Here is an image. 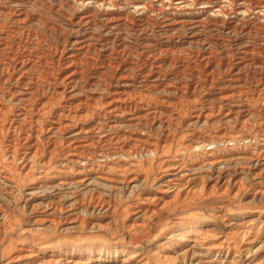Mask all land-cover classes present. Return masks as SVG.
<instances>
[{
  "label": "rangeland",
  "instance_id": "rangeland-1",
  "mask_svg": "<svg viewBox=\"0 0 264 264\" xmlns=\"http://www.w3.org/2000/svg\"><path fill=\"white\" fill-rule=\"evenodd\" d=\"M11 1L12 0H0V9L2 10V11L0 10V33H1L0 43H4V42L7 43L8 42L7 45H8V48L10 51H12L14 53H18V54L22 53L23 55H26L29 58L32 57L31 59H29L31 65L29 66L30 68H28L27 73L25 74V78H26L25 82H23L24 84H26V83L27 84L26 85L20 84V85H22L21 89L25 88L24 86H26V88H29V86H31V87L33 86L32 89L38 90V91L40 90L39 91L40 93L37 94L38 96H36V94H33L32 96H30L29 99L22 98L23 100L21 99V101H20L21 105H25V107H27L29 104H37V102L41 99V97H40L41 95L46 97V102L48 100L47 104H50V105L52 104V106H49L48 112L50 114L57 113L58 110H59L58 111V113H59L64 107L67 108V107L71 106L70 108L73 109L74 105H76V106L79 105L76 102H80V101H85V103L87 105L91 104L94 106L96 104L95 106H97L98 110L96 111L97 113L96 112L94 113L95 117L94 116H88L87 117V120H88L87 124H90L91 121L95 120V122H96L97 119L100 120L98 122H102L103 120H105V118H104L105 115H108L107 114L108 109L106 107L107 104H105L108 98L117 96V97H122V98L124 97V99L129 98V100L132 98L131 99L132 101L136 100V104L138 105V106L136 105V108H138V109H135L136 112L139 111V112H141L140 113L141 115L143 114L142 115L143 119L145 117V120H143V122H145V124L147 123V121L149 119V121H148L149 123L147 125H145L144 127L143 126L141 127L142 130L145 129L147 131L146 132L144 130L146 133V141L154 142L156 144L160 142L157 145L159 146V148H161V150L163 149L162 150L163 154H162L161 159H159L157 162H155V164H153L152 166L146 165L148 167L144 166L142 169L143 172L144 171L147 172V173L144 172L145 174L153 173V174H149L151 179H153L154 175L159 170L158 168H159V166H161V164H163L165 162L174 161L175 159H181V156L183 155L182 151H183L184 145L189 144L190 142H193V141L194 142L206 141V142L212 144V145H210V147H212L214 145V141L216 140V142H217L216 149L218 148L217 149L218 154L221 153L222 155H226V156L231 155L233 157L240 156L242 158H244V157L247 158V157H250V155L252 154L253 151L258 149V146L260 145V139L262 140L264 138V20H263L264 18L258 13L259 10H255V3L257 0L256 1L255 0H253V1L247 0L248 1L247 5H249V6H247V7H249L248 9L250 10L253 8L252 9L253 11L252 10L250 11V15H249L250 17L246 16V17H244V19L234 15V9L236 8L235 6L237 4L241 3L240 0H233V1L228 0L226 2H223L225 0H219V1L218 0H211L213 3H216L217 5H223L224 3H226V7H227L226 12L228 14L227 15L224 14L222 16L224 18L223 19L224 21L222 20V17H215L212 15L211 10L215 11L216 8L201 9L200 3H202V2L204 3L207 0H197V1L191 0L192 2L191 1L190 2L192 5L190 7L185 8V9L181 8L178 5L179 0H172V1L163 0L164 2L162 1V4H161V0H159V2H158V0H113L112 3L114 2V4H115V6L113 4V7H108V6L104 7L105 10H104V8L90 9V11H88V15H89V17H91L90 18L91 21H89L88 25H86V26H83V25L79 26L76 24V22H77L76 21L77 20L76 19L77 14H75L76 12L73 13L70 10L71 4H69L63 0H60V1H58V0H35V1L29 0L30 2H28V0H24V1L23 0H21V1L20 0H18V1L13 0L12 2ZM19 1L22 3L20 4ZM121 1H122V3H121ZM124 1H127V2L124 3ZM139 1L144 2V4L148 7L146 10V13H145L146 15L144 14V16H135L133 13H131L132 12L131 3L139 2ZM148 1H150L151 3H149ZM154 2L156 5L154 4ZM228 2H230V3H228ZM231 2H232V5L234 7H232ZM16 3L18 6L16 5ZM117 3H118V6H117ZM9 5H10V8H9ZM27 5H28V8H27ZM59 5H62V7ZM228 5H230L231 7ZM18 7H22V8L24 7L25 8L26 13H28L27 14L28 17L30 16L28 18L29 20H27V18H25L26 20L24 18L18 19L16 17V15H15L16 11L15 10H17ZM113 8H116V9H113ZM60 9H62V10H60ZM68 9L71 13H69ZM192 9H195V10H192ZM73 10H75V9L73 8ZM10 11H12L13 13ZM104 11H105V13H104ZM122 11H124V12H122ZM163 12H164V14H163ZM101 13H104V14H101ZM127 13H128V15H127ZM131 14L133 15V17ZM95 16H97V17H95ZM254 16H256V17H254ZM135 17H136V19H135ZM138 17H139V19H138ZM8 18H12V19L14 18V21L12 19H8ZM35 18H37V19H35ZM248 18H250V19H248ZM22 19H23V21L25 20L26 22L25 21L21 22ZM111 19L112 20L114 19L113 20L114 22L111 21ZM122 19H124V20H122ZM186 19H188L189 22ZM195 19H197L196 22L194 21ZM198 19H200V21ZM18 20H20V21H18ZM167 20H168V22H167ZM236 20H238V21H236ZM257 20H260L261 22L257 21ZM69 21H71L70 24H69ZM192 21H194V22H192ZM11 22H13V23H11ZM19 22H20V24H19ZM95 22H96V24H95ZM103 22H104V24H103ZM121 22H123V23H121ZM164 22L166 24L168 23V25H166ZM197 22L198 23L202 22V23H200L201 25L199 24L200 25L199 26V25H197L198 24ZM235 22H238V23H236L238 25H236ZM178 23H180V24H178ZM21 24H22V26L23 25L24 26L22 27ZM121 24H123L124 26ZM185 24H187V25H185ZM113 25H115V26H113ZM194 25H195V27H194ZM117 26H118V28H117ZM228 26H230V27H228ZM28 27H32V28H28ZM106 27H110V28H106ZM232 27H234V28H232ZM82 28H83V30H82ZM174 28H176V29H174ZM77 29H79V30H77ZM174 30H176V31H174ZM19 31H23V32L19 33ZM4 33H6V34H4ZM76 33H79V34L77 35ZM17 34H18V36H17ZM90 37H91V39H90ZM8 38H10V39H8ZM4 39H6V40H4ZM64 39H67V40H64ZM74 39H78L80 41L81 40L83 41V39H84L85 48L83 51L77 53V58L75 60V64L77 67L78 74L76 75V79L74 80L75 84H73V85H75L73 87V91H74L73 93H76V94H72L71 95L72 97H71L68 94L69 85L62 80H63V75H64V68L63 67H65V62H64L65 53H64V51L66 52L67 51L66 48L71 47L70 45H71V43H73ZM86 43H87V45H86ZM36 45L38 48L36 47ZM1 57L0 58L2 60L0 59V62L4 61L6 59V56L4 54L1 55ZM32 59H33V61H31ZM42 59H44V60H42ZM108 61H109V63H108ZM116 63H118V65ZM40 64H41V66H40ZM133 64H134V66H133ZM150 66H151V68H150ZM35 67H36V69H35ZM50 67H51V70H50ZM131 67H133V68H131ZM58 68H60V69L58 70ZM141 70L143 71V73H141L142 72ZM113 71H114V73H113ZM123 71H126V72L124 73ZM81 73H82V75H81ZM118 73H119V75H118ZM143 75H145V78ZM147 75H149V76L147 77ZM156 75H158V76H156ZM53 76H55V78ZM80 76H82V78ZM33 77H35V78H33ZM139 77H141V78H139ZM156 77H159V78L157 79ZM76 80H77V83L79 85L76 83ZM110 82H112V83H110ZM116 82L118 83L117 85H116ZM132 82H134L135 84ZM10 84L14 86V84H12L10 82L9 83H3L0 81V86L3 87V88L0 87V102L6 107L7 110H9V112L6 113V115L4 116L5 118L4 117L0 118V130H1V132H0L1 133L0 134V159L3 158V154L7 153V151H8L7 149H9V147H11L12 144H14L13 142H16V140L18 139L16 134H14V133H12V131L8 130V125L10 124V121L13 118V114H14L13 111H15V109H16L15 106L10 101L8 95L9 94L11 95V93H13L14 91L17 90V89H15V87L11 86ZM32 84H34V85H32ZM57 84H59V85H57ZM155 84H157V85H155ZM5 85H6V87H5ZM20 85H19V88H20ZM55 85H56V87H54ZM65 85H68V86H65ZM95 85H96V88H95ZM100 85L101 86L103 85V86L101 87ZM158 85H160V86H158ZM140 86L142 87V89ZM154 86H156V87L154 88ZM91 87H94L95 89L91 88ZM61 88H63V89H61ZM108 88H109V90H108ZM54 89H55V91H54ZM80 89H81V91H80ZM103 89L105 90V92ZM144 89H146V91ZM152 89H155V90L153 91ZM184 89H186V90H184ZM10 90H11V92H9ZM126 90H128V92H126ZM192 90H194V92ZM106 91H107V93H106ZM175 91H176L177 95L175 94ZM54 92H55V94H54ZM102 92H103V94H102ZM173 92L175 95L173 94ZM98 93H99V95H98ZM1 94H2V96H1ZM39 94H40V96H39ZM109 94H111V95H109ZM231 94L233 96V97L231 96L232 98L229 96ZM225 95L227 97L228 96L229 97L228 98L223 97L224 98V100H223L222 96H225ZM96 96H98V97H96ZM137 96H139V97H137ZM38 97H39V99H38ZM147 97H149V98L147 99ZM174 97L176 99H174ZM192 97H193V99H190ZM15 98H16V96H15ZM33 99H35V100H33ZM59 99H61L62 102ZM145 99H146V101H145ZM225 99H227V100H225ZM152 100L154 102H150ZM169 101L172 104L171 103L168 104ZM160 102L162 103V105ZM221 102H222V104H221ZM168 105L170 106V108L168 107ZM166 106H167V108H166ZM184 106H186V107H184ZM141 107H142V109H141ZM189 107H192V108H189ZM196 107H198V108H196ZM12 108H14L13 111H12ZM50 108H52V109H50ZM199 108L203 109L206 112V118L201 119L199 121H196L193 118V116H194L193 114H195V112L198 111ZM155 109H157L156 113L154 111ZM50 110H52V112ZM140 110H142V111H140ZM217 110H219V111H217ZM243 110L245 112H243ZM152 111H154V112H152ZM180 111L182 112V114ZM192 111H194V112H192ZM246 111H248V112H246ZM218 112H219V114H218ZM179 113L181 114V116ZM227 113H229V116L223 118L225 116V114H227ZM230 113H231V115H230ZM246 113H248V114L246 115ZM155 114H156V116H155ZM169 114H170V116H169ZM190 114H191V116H190ZM96 115H97V117H96ZM165 115H166V117H165ZM150 116H152V117L150 118ZM172 116H174L175 118H173ZM187 116L189 118H187ZM89 117H90L91 121H89L90 120V119H88ZM236 117H237V120H235ZM168 118H169V120H168ZM162 119H164V120H162ZM177 119H178V121H176ZM179 119H180V121H179ZM245 119L247 121L244 122L243 120H245ZM151 121H152V123H151ZM159 121L161 122V126L158 123ZM190 121H192V122H190ZM203 121H205V123ZM125 122L126 121H123L121 124L114 127L115 129L117 127V132L114 128H111V129L108 128L110 131L107 129V127L104 128V132H103L104 134L100 135V137L104 136L106 133H107L106 134L107 137L109 136L105 141L103 140L104 145H101L103 141H102V139H100L99 143L94 144L93 147L90 149V151H88V153L89 152L95 153V152H98L100 150L105 151V152H112L116 149L114 147H118L120 145V143H122V141H123L122 139H124V138H126V139H124L126 142L134 143L136 140L133 141V139H135V137H138L137 132H139L138 130L140 129V127L138 128L136 125H134V124L132 125V123H130L131 125H129V124H126ZM166 122H168V123H166ZM175 123L177 124V126ZM200 123H201V125H200ZM156 124H158V125L156 126ZM193 125L194 126L196 125V126L194 127ZM118 126H120L122 128L124 126L126 128L125 129L123 128L124 129L123 130L122 128H120ZM129 126H132V127H129ZM133 127L134 128L137 127V128H135V130H134ZM168 127H169V129H168ZM185 128H186V130H185ZM149 129L151 131L153 130L152 133H151V131H149ZM113 130H114V132H112ZM125 130H126V132H125ZM131 131H132V133H131ZM2 132H3V134H2ZM113 133L115 135H113ZM130 134H131V136H130ZM165 135H166V137H165ZM3 136L6 138H4ZM67 136H68V134L63 135L64 138H66ZM113 136H114V138H113ZM118 136H119V140L116 139V138H118ZM125 136H127L128 138ZM63 137H57L56 140L54 139L55 141L52 139L53 141L50 142V145L55 144L54 148L49 149L50 146L48 145L49 146L48 147L46 145V150L49 149L48 152H52L51 154H52V157L54 159L62 158L61 156L64 154L63 153L65 151L64 144H62L63 141L61 140ZM132 137H133V139H132ZM224 137H226V138H224ZM249 137H250V139H248ZM192 138H193V140H192ZM239 138H241V139H239ZM2 139L4 141H2ZM120 139H121V141H120ZM164 140H165V142H164ZM224 140L227 141L226 142L227 144L225 143ZM232 140H233V142H232ZM241 140H243V141H241ZM218 142H219V144H218ZM250 142H253V143L250 144ZM6 143H7V145H6ZM243 143H244V145L247 143L245 145L246 146L245 148H244ZM220 144H221V146H220ZM230 144H232V145H230ZM239 144H240V146H239ZM59 145H61V146H59ZM56 146L59 147V149ZM247 146H248V148H247ZM234 147L237 149H235ZM1 148L4 151H2ZM222 150H223V152H222ZM165 151H167V152H165ZM46 153H47V151H46ZM177 153H179V154H177ZM244 155H246V156H244ZM202 158H204L203 155L198 154V152L197 153L195 152L193 155H191L189 157H185L186 162H188V164L193 165L192 168H190V169L194 170L193 172L192 171L190 172L191 175H194V176H190V177H193L192 178L193 180H190V181H194L189 186V189H191V192L192 191L194 192V193L192 192V195H191L192 197L191 196L188 197L190 199L182 198V191H184V189L187 187V185L184 184V182L187 181V179H182V180L180 179L179 181H181V182H173L169 187H167V188L163 187L164 195L162 196L163 201L160 203V206L162 205L160 207V208H162V209H160V211L158 208L155 207V205L151 206V205H147L145 202L141 203V200L138 198H136V199L133 198L134 201L129 200V199L128 200L125 199V201H124V199H121L122 200L121 201L122 206L120 204H117V208L120 206L121 207L118 209V211L120 213L118 212L116 214L117 218H115V220L109 219L108 215L106 213H103V212H100L102 214H100L98 212L99 213L98 214L97 212L91 213V211H87L86 212L87 214L85 212H84V214H82V219H83L82 226L84 225L83 227H81L82 229L79 228L78 231L77 230L74 232L72 231V233H71V231L70 232L69 231L64 232L65 234L61 233L63 231H62V228H59V227H57V229L49 227L48 228L49 230L48 229L46 230V234L44 235V233H43L42 236H40L41 234L40 233L38 234V232L37 233L34 231L28 232L26 229L29 230L31 228L30 226L32 224L31 223V221H32L31 216L32 215L29 213L28 209L23 208V201L22 200L17 201V199H18V198H16L17 193H13V195H12V193L9 194V192L6 194L4 193L7 190H5L4 187H2V184H1L2 182L0 181V214H1V212L4 211L3 213L5 214V216L7 215L6 221L8 220L7 222H5L4 221L5 219L0 216V234L3 233L2 234L3 238L0 235V244H1V246H0V264H7L8 261H6V260H8L9 257L16 252V248H14V247L17 245L18 241L20 242V240L22 238H23V240L21 242H23V241H24V243L33 242L34 244L31 243V245L36 246V247H41L43 245H46V246H51V247L52 246L53 247L54 246L55 247H61V246H68V247L98 246V247L103 248L102 249V252H103L102 256L92 257L90 259L92 261L91 264H97V263L98 264H122L121 258H123V255H122L123 251H121L120 249H113V247L115 245H119L121 243H125V244L129 243L130 244L132 242V244H130V245L136 249V250L135 249L134 250L140 255V258L143 255V257L145 259H147V260L149 259L148 260V261H150L149 264H152L154 262L153 261L154 259H152L153 258L151 256L152 253L150 254V252L151 251L153 252V250H154V252L158 251L159 253L157 252V254H160V253L162 254L165 252L164 249H161L163 246L161 245L162 246L161 247L160 244L162 242L165 243L164 238L168 237L169 232L174 230V227L176 226L175 225V219L176 218H180V219L182 218V220H181L182 222L184 221V222L196 223L198 225L203 226L204 229L211 228V229L215 230L214 232L218 236H220L222 234L224 235L225 233H227L226 231H228V228H227L228 223H234L237 220L241 221L242 219L244 221H247V220H250L253 218H257L258 214L262 212L261 210H264V195L261 194V195L253 196L252 190H254L257 187V185H255V184H257L258 181L262 180L260 186H261V189L264 191V176H263L264 174L262 176H260L261 178L260 177H254L255 172L251 168L252 163L250 164V162H248L247 159L242 160L244 162H242V161L236 162L238 164H236L235 162L231 163L228 165L229 166L228 168L226 166V167H224L225 170H224V168H222L223 171L220 169L219 172L211 170V169H202L201 168L202 166L200 163L203 160ZM192 159H194V160H192ZM163 160H164V162H163ZM197 165H199V167ZM237 165H239V166H237ZM243 165L245 167L247 166V170L245 169V167ZM248 166H250V168ZM259 169H260V167H258V169L256 171L257 173H259V171H260ZM242 170H244V171H242ZM237 171L239 172V174L238 173L236 174ZM240 171H242V173ZM246 171H248V172H246ZM219 174H221L225 179L228 177L225 181H240V182L242 181L245 185L243 184V189H242L241 193L236 197H232L233 192L228 191L226 193H222L221 188L219 186L211 188V185H213L212 182L216 181L217 177H220ZM228 174L229 175L233 174V176L231 175L232 179ZM195 175H197V176H195ZM149 181H152V180H149ZM99 183H102V182H99ZM98 187H100V189H101V186H98ZM144 190H145L144 194L149 195L150 197L153 196L156 192L154 187L151 185V182H149L146 185ZM101 191L102 190H100V192ZM10 195H12V196H10ZM13 198H16V199H13ZM123 202H125V204ZM138 202L140 205H142L143 208H152V209L156 210L157 215H155V217L156 216L157 217L156 218L154 217L153 221H152V219L148 220L147 216L144 213V214H142L143 218L141 216L138 219H136V216L132 215V212L130 211V209H131L130 205L135 204V203L138 204ZM163 203H164V205H163ZM118 205H120V206H118ZM127 206L128 207L130 206L129 209ZM147 206H149V207H147ZM121 209H124V210H121ZM127 210H128V212H127ZM95 213H96V215H95ZM262 213H264V211ZM89 215H90V217H89ZM223 215H226L227 217L222 219L221 217H223ZM10 220H11V223H10ZM107 220H108L109 224L107 223ZM12 221H14L15 223ZM145 221L148 222L149 224L146 223ZM150 221H152V222H150ZM91 222L93 223V225ZM110 222H112V223H110ZM113 222L115 224H113ZM154 222H156V223L154 224ZM10 224H12V225H10ZM99 224H100V226H99ZM106 224H108V225H106ZM151 224H153V225H151ZM17 225L18 226L20 225V226L18 227ZM128 225H130V226L136 225L135 227L137 229L134 228V231L131 233V235L133 234L132 237L128 233V231H129ZM3 226L4 227L9 226L8 229L6 228L7 230H5V232L3 231ZM88 226H91V227H88ZM92 226H94L95 230L92 229L93 228ZM20 227H22V228L20 229ZM84 227L86 228V231H85ZM90 228L92 229V231ZM96 228L98 230H96ZM104 228H106V229H104ZM177 228H179V226H177ZM54 229H55V231H54ZM148 229H150V230H148ZM87 230L89 232H87ZM136 231L138 232V234ZM7 232H9V233H7ZM77 232H80V233H77ZM160 232L161 233L163 232V233L161 234ZM4 233H6V234H4ZM19 233H21V234H19ZM23 234H25V235H23ZM26 234L28 236H26ZM5 235H6V237H5ZM80 235H81V237H80ZM136 237H137V239H136ZM31 238H32V240H31ZM2 239L3 240L5 239L4 241L7 243L8 247L10 245V248L7 247L8 250L5 248L6 243H4V241ZM134 239H136V241ZM27 240H29V241H27ZM137 240L139 242H137ZM261 240L264 241V236H260L259 239L256 240V242L254 243V248L256 247L257 250H255L253 248L254 252H253V250H252V252L254 254L250 253L248 255V257H246V256L244 257V254L240 253V251H238V250H235V251L229 250V252H228L227 249H224V248L218 252L213 251L212 254H209L206 256L205 255L204 256L201 255L202 257L201 256L200 257L194 256L195 258L192 256V254L193 253L198 254V253H201V251L199 249H197V250L193 249V250L187 251L184 255L185 258H187L188 260L183 258V255L180 254L181 251H183V250L176 249L172 252V255H174L173 257H175V255H177L176 257L178 258V261L175 259L174 264H186V263L188 264L192 261L194 262V264H197L195 262L196 259H200V261L198 262L199 264L200 263L201 264H213V263L214 264H234V263L236 264L237 262H238L237 264H241V263L242 264H247V263L256 264L258 262V260H259V262L257 264H260V263L264 264V261H263L264 255H262V254H264V251H263L264 247L262 246L263 249L261 247L259 248V244L260 243L262 244V242H263ZM39 241H41V242H39ZM15 243H16V245H15ZM158 244H159V246H158ZM3 246H5V247H3ZM140 248L143 250H141ZM157 248H158V250H157ZM93 250L95 252H97L99 249H93ZM255 251L257 253H255ZM114 252H116V253H114ZM235 252H237V254L238 255L240 254V255L238 256ZM140 253H142V254H140ZM189 253H191V254H189ZM93 255H95V254H93ZM113 255L116 258H114ZM180 255H182V257ZM240 256H242V257H240ZM218 257H220V258H218ZM231 257H232V259H231ZM98 258L100 259V261H98V262L95 261ZM206 258L209 260H207ZM260 258H261V260H260ZM179 259L181 260L180 262H179ZM183 259H185L186 263L184 262ZM153 264H157V263L154 262Z\"/></svg>",
  "mask_w": 264,
  "mask_h": 264
},
{
  "label": "bare ground",
  "instance_id": "bare-ground-1",
  "mask_svg": "<svg viewBox=\"0 0 264 264\" xmlns=\"http://www.w3.org/2000/svg\"><path fill=\"white\" fill-rule=\"evenodd\" d=\"M13 1V0H12ZM11 1V2H12ZM18 1V0H16ZM21 1V0H20ZM19 1V2H20ZM24 1V0H23ZM35 1V0H34ZM60 1V0H58ZM69 4H71L70 6V10L77 14V22L76 24L81 26H86L88 25L90 18L88 15V11H90V9H95V8H104V7H113L114 2L112 3L113 0H63ZM161 0V4H162ZM172 1V0H169ZM189 1V2H188ZM191 0H179L178 1V5L181 8H187L190 7L192 4L190 2ZM197 1V0H196ZM219 1V0H218ZM228 0H225L223 2H226ZM233 1V0H231ZM241 3L237 4L234 9V15H236L237 17L243 18L248 16L250 17V11L253 9H248L249 5H247V0H240ZM239 1V2H240ZM253 1V0H252ZM256 1V0H255ZM28 2H30L28 0ZM33 2V1H32ZM127 1H124V3ZM149 3H151L150 1H148ZM153 2V1H152ZM159 2V0H158ZM164 2V1H163ZM222 2V3H223ZM14 3V2H13ZM22 2H20L21 4ZM122 3V1H121ZM157 3V2H156ZM230 3V2H228ZM19 4V3H18ZM147 4V3H146ZM155 4V2H154ZM164 4V3H163ZM177 4V3H176ZM175 4V5H176ZM15 5V4H14ZM17 5V3H16ZM56 5V4H55ZM128 5V4H127ZM132 5V12L135 16H144V14L146 13L147 10V6L144 4V2H133L131 3ZM148 5V4H147ZM156 5V4H155ZM173 5V4H172ZM201 5V9H212V8H216L215 11L211 10L212 15L215 17H222L224 14L227 15L228 13L226 12V3H224L223 5H217L216 3H213L211 0H207L204 3H200ZM232 5V2H231ZM251 5V4H250ZM18 6V5H17ZM21 6V5H20ZM24 6V5H23ZM31 6V5H30ZM62 7V5H59ZM58 6V7H59ZM115 6V4H114ZM118 6V3H117ZM150 6V5H149ZM195 6V5H194ZM230 6V5H228ZM60 7V8H61ZM65 7V6H64ZM63 7V8H64ZM75 10H73V8ZM121 7V6H120ZM154 7V6H153ZM200 7V6H199ZM231 7V6H230ZM232 7H234L232 5ZM10 8V5H9ZM28 8V5H27ZM57 8V7H56ZM127 8V7H126ZM251 8V7H250ZM116 9V8H113ZM112 9V10H113ZM122 9V8H121ZM231 9V8H230ZM1 10V9H0ZM14 10V9H13ZM62 10V9H60ZM105 10V8H104ZM107 10V9H106ZM129 10V9H128ZM195 10V9H192ZM255 10H259L258 13L264 18V0H257L255 3ZM2 11V10H1ZM15 15L16 17L19 18H27V20H29L28 18V13H26L25 8L23 7H18L17 10H15ZM59 11V10H58ZM69 11V9H68ZM114 11V10H113ZM253 11V10H252ZM12 12V11H10ZM30 12V11H29ZM103 12V11H102ZM124 12V11H122ZM127 12V11H126ZM130 12V11H129ZM128 12V13H129ZM160 12V11H159ZM177 12V11H176ZM193 12V11H192ZM191 12V13H192ZM209 12V11H208ZM233 12V11H232ZM13 13V12H12ZM69 13H71L69 11ZM90 13V12H89ZM105 13V11H104ZM101 13V14H104ZM112 13V12H111ZM127 13V15H128ZM197 13V12H196ZM257 13V12H256ZM51 14V13H50ZM164 14V12H163ZM184 14V13H183ZM188 14V13H187ZM198 14V13H197ZM252 14V13H251ZM9 15V14H8ZM74 15V14H73ZM132 15V14H131ZM146 15V14H145ZM186 15V14H185ZM230 15V14H229ZM253 15V14H252ZM40 16V15H39ZM102 16V15H101ZM122 16V15H121ZM120 16V17H121ZM41 17V16H40ZM72 17V16H71ZM97 17V16H95ZM110 17V16H109ZM112 17V16H111ZM118 17V16H117ZM119 17V18H120ZM123 17V16H122ZM121 17V18H122ZM127 17V16H126ZM133 17V15H132ZM148 17V16H147ZM167 17V16H166ZM205 17V16H204ZM232 17V16H231ZM236 17V18H237ZM256 17V16H254ZM114 18V17H113ZM165 18V17H164ZM262 18V19H263ZM8 19H12V18H8ZM37 19V18H35ZM41 19V18H40ZM43 19V18H42ZM69 19V18H68ZM103 19V18H102ZM110 19V18H109ZM118 19V18H117ZM129 19V18H128ZM136 19V17H135ZM139 19V17H138ZM173 19V18H172ZM190 19V18H189ZM203 19V18H202ZM212 19V18H211ZM210 19V20H211ZM224 18L222 17V20ZM230 19V18H229ZM242 19V20H243ZM250 19V18H248ZM261 19V18H260ZM14 21V18L12 19ZM26 20V19H25ZM24 20V21H25ZM33 20V19H32ZM44 20V19H43ZM70 20V19H69ZM114 20V19H113ZM111 19V21H113ZM124 20V19H122ZM121 20V21H122ZM126 20V19H125ZM142 20V19H141ZM175 20V19H174ZM188 22L189 20L186 19ZM197 19H195L194 21L196 22ZM200 21V19H198ZM205 20V19H204ZM203 20V21H204ZM209 20V21H210ZM213 20V19H212ZM247 20V19H246ZM252 20V19H251ZM264 20V19H263ZM20 21V20H18ZM23 21V19L21 20V22ZM23 21V22H24ZM35 21V20H34ZM103 21V20H102ZM118 21V20H117ZM192 21V22H194ZM202 21V22H203ZM206 21V20H205ZM224 21V20H223ZM238 21V20H236ZM260 21V20H257ZM26 22V21H25ZM31 22V21H30ZM37 22V21H36ZM35 22V23H36ZM71 21H69L70 24ZM73 22V21H72ZM110 22V21H109ZM114 22V21H113ZM124 22V21H123ZM121 22V23H123ZM126 22V21H125ZM128 22V21H127ZM139 22V21H138ZM168 22V20H167ZM200 22V23H202ZM208 22V21H207ZM231 22V21H230ZM233 22V21H232ZM240 22V21H239ZM261 22V21H260ZM13 23V22H11ZM15 23V22H14ZM38 23V22H37ZM74 23V22H73ZM108 23V22H107ZM165 23V22H164ZM174 23V22H173ZM183 23V22H182ZM198 23V22H197ZM200 23H198L197 25H199ZM210 23V22H209ZM224 23V22H223ZM238 22H235V24ZM20 24V22H19ZM29 24V23H28ZM40 24V23H39ZM75 24V25H76ZM92 24V23H91ZM96 24V22H95ZM102 24V23H101ZM104 24V22H103ZM166 24V23H165ZM171 24V23H170ZM180 24V23H178ZM191 24V23H190ZM37 25V24H36ZM118 25V24H117ZM123 25V24H121ZM168 25V23L166 24ZM172 25V24H171ZM175 25V24H174ZM183 25V24H182ZM187 25V24H185ZM201 25V24H200ZM199 25V26H200ZM203 25V24H202ZM238 25V24H236ZM22 26V24H21ZM20 26V27H21ZM24 26V25H23ZM22 26V27H23ZM26 26V25H25ZM32 26V25H31ZM35 26V25H34ZM102 26V25H101ZM115 26V25H113ZM124 26V25H123ZM184 26V25H183ZM231 26V25H230ZM228 26V27H230ZM248 26V25H247ZM27 27V26H26ZM33 27V26H32ZM32 27H28V28H32ZM45 27V26H44ZM89 27V26H88ZM87 27V28H88ZM179 27V26H178ZM181 27V26H180ZM187 27V26H186ZM193 27V26H192ZM195 27V25H194ZM235 27V26H234ZM232 27V28H234ZM19 28V27H18ZM86 28V29H87ZM106 28H110V27H106ZM113 28V27H112ZM118 28V26H117ZM124 28V27H123ZM17 29V28H16ZM37 29V28H36ZM101 29V28H100ZM168 29V28H167ZM173 29V28H172ZM176 29V28H174ZM180 29V28H179ZM183 29V28H182ZM192 29V28H191ZM18 30V29H17ZM76 30V29H75ZM79 30V29H77ZM83 30V28H82ZM16 31V30H15ZM28 31V30H27ZM26 31V32H27ZM109 31V30H108ZM176 31V30H174ZM193 31V30H192ZM23 32V31H19ZM51 32V31H50ZM71 32V31H70ZM69 32V33H70ZM78 32V31H77ZM84 32V31H83ZM88 32V31H87ZM86 32V33H87ZM110 32V31H109ZM25 33V32H24ZM80 33V32H79ZM79 33H76L77 35ZM89 33V32H88ZM6 34V33H4ZM15 34V33H14ZM248 34V33H247ZM1 35V33H0ZM70 35V34H69ZM18 36V34H17ZM24 36V35H23ZM81 36V35H80ZM88 36V35H87ZM91 36V35H90ZM4 37V36H3ZM9 37V36H8ZM12 37V36H11ZM2 38V37H1ZM192 38V37H191ZM10 39V38H8ZM91 39V37H90ZM6 40V39H4ZM3 40V41H4ZM46 40V39H45ZM67 40V39H64ZM30 41V40H29ZM70 41V40H69ZM92 41V40H91ZM64 42V41H63ZM66 42V41H65ZM8 43V42H7ZM6 42L4 43H0V57L1 55H5L6 56V61H2L0 62V81L3 83H12L14 84L11 85L13 87H15V89H17L16 91H14L13 93H11V95L9 94V99L12 102V104L15 106V111L14 108H12V111L14 112L13 114V118L10 121V124L8 125V130L12 131V133L17 135V140L16 142H13L14 144H12L11 147H9V149H7V153L3 154V158L0 159V181L2 182V187L5 188L4 193H17V201L22 200L23 201V208H26L29 210V213L32 215L31 217V228L28 230L26 229L28 232H38V234L40 233L42 236V234L44 233V235L46 234V230L49 227L52 228H62L61 233L64 232H70L72 233V231H78L79 228L83 227L82 226V214H84V212L86 213L87 211H91L92 212H103L106 213L108 215V218L111 220H115V218H117L116 214L119 212L118 209L122 206L121 205V199H129V200H133V198H138L141 200L142 202H145L147 205H155L156 208L162 209L160 208V203L163 201L162 196L164 195V191H163V187H169L173 182H181L179 181L180 179H187V181L184 182V184L187 185V187L184 189V191H182V198H188L192 195L191 189H189V186L194 182V181H190L193 180V177L190 176H194L191 175L190 172L194 171L192 168L193 165L188 164V162H186L185 157H189L191 155H193L195 152L198 154L203 155L204 158H202L203 160L200 162L201 163V168L202 169H211L214 171L219 172L220 169L222 170V168L229 167L228 165L231 163H236L238 161H242V160H248V162H250L251 164V168L252 170H254V177H260L264 174V138L261 140L260 139V145L258 146V149H256L255 151L252 152V154L250 155V157L247 158H242L240 156L237 157H233V156H226V155H222L221 153L218 154L217 152V142L216 140L214 141V145L212 147H210V143L206 142V141H197V142H190L189 144L184 145L183 148V155L181 156V159H175L174 161H170V162H165L163 164H161V166H159V170L156 172V174L154 175L153 179L150 178L149 174H153V173H149V174H145L147 173L146 171H142L143 167L146 165L152 166L153 164H155V162H157L159 159H161L162 157V150L161 148H159V146L157 144L159 143H154V142H148L146 141V133L144 130L141 129V127L147 125L149 122V119L147 121V123L145 124V122H143V120H145V117L143 119V114L141 115V112H136L135 109L136 108V100L132 101L131 99L129 100V98H125L124 97H110L107 99L106 103L107 104V109H108V115H105V120H103L102 122H98L100 120L97 119V121H91L90 117L88 119H90L89 121L90 124H87V117L88 116H94L95 117V112L98 110L97 106H93V105H87L85 103V101H80V102H76L79 105L76 106L74 105L73 109H71L70 107H64L59 113L57 111V113H52L50 114L49 111V106H52V104H47L48 100L46 102V97H44L43 95L39 96L41 97V99L37 102V104H29L27 107H25V105H21L20 101L22 98H26L29 99L30 96H32L33 94H36V96H38L37 94L40 93L38 90H34L32 89L31 86H29V88H26V86H24L25 88L21 89L20 84H24L23 82H25V74L27 73L28 68H30L29 66L31 65L30 60L31 58H29L26 55H23L22 53H14L12 51L9 50L8 45ZM32 45V44H31ZM87 45V43H86ZM40 46V45H39ZM65 46V45H64ZM68 46V45H67ZM71 47L67 49V51L64 55V62H65V67L64 68V75H63V80L64 82H66L69 85V92L68 94L71 96L72 94H76L73 93V87L75 85L74 80L76 79V75L78 74L77 72V67L75 64V60L77 58V53L81 52L84 50L85 48V44H84V39L83 41L78 40V39H74L73 43H71L70 45ZM25 47V46H24ZM37 47V45H36ZM35 48V47H34ZM38 48V47H37ZM88 48V47H87ZM86 48V49H87ZM26 49V48H25ZM24 49V50H25ZM20 50V49H19ZM22 50V49H21ZM35 50V49H34ZM51 51V50H50ZM88 51V50H87ZM35 53V52H34ZM26 54V53H25ZM36 54V53H35ZM43 54V53H42ZM33 55V54H32ZM55 55V54H54ZM38 56V55H37ZM80 56V55H79ZM2 58V57H1ZM0 58V59H1ZM34 58V57H33ZM46 59V58H45ZM2 60V59H1ZM35 60V59H34ZM44 60V59H42ZM33 61V59L31 60ZM47 61V60H46ZM60 61V60H59ZM109 63V61H108ZM80 64V63H79ZM118 65V63H116ZM107 65V64H106ZM109 65V64H108ZM120 65V64H119ZM124 65V64H123ZM41 66V64H40ZM134 66V64H133ZM53 67V66H52ZM118 67V66H117ZM125 67V66H124ZM49 68V67H48ZM133 68V67H131ZM151 68V66H150ZM36 69V67H35ZM53 69V68H52ZM56 69V68H55ZM54 69V70H55ZM60 68H58L59 70ZM111 69V68H110ZM120 69V68H119ZM118 69V70H119ZM34 70V69H33ZM51 70V67H50ZM102 70V69H101ZM117 70V69H116ZM125 70V69H124ZM63 71V70H62ZM110 71V70H109ZM112 71V70H111ZM137 71V70H136ZM142 71V70H141ZM124 73L126 71H123ZM155 72V71H154ZM59 73V72H58ZM57 73V74H58ZM114 73V71H113ZM143 73V71L141 72ZM157 74V73H156ZM82 75V73H81ZM119 75V73H118ZM115 76V75H114ZM145 78V75H143ZM149 75H147L148 77ZM158 76V75H156ZM55 78V76H53ZM82 78V76H80ZM124 77V76H123ZM138 77V76H137ZM32 78V77H31ZM35 78V77H33ZM125 78V77H124ZM127 78V77H126ZM141 78V77H139ZM143 78V77H142ZM157 79L159 77H156ZM52 79V78H51ZM147 79V78H146ZM155 79V78H154ZM60 80V79H59ZM78 80V79H77ZM76 80V83H77ZM141 80V79H140ZM156 80V79H155ZM30 81V80H29ZM55 81V80H54ZM133 81V80H132ZM28 82V81H27ZM49 82V81H48ZM129 82V81H128ZM140 82V81H139ZM144 82V81H143ZM142 82V83H143ZM54 83V82H53ZM112 83V82H110ZM134 83V82H132ZM2 84V83H1ZM27 84V83H26ZM24 84V85H26ZM37 84V83H36ZM60 84V83H59ZM57 84V85H59ZM78 84V83H77ZM109 84V83H108ZM118 83L116 82V85ZM135 84V83H134ZM133 84V85H134ZM153 84V83H152ZM228 84V83H227ZM20 85V88H19ZM34 85V84H32ZM38 85V84H37ZM65 85V86H68ZM79 85V84H78ZM114 85V84H113ZM123 85V84H122ZM157 85V84H155ZM43 86V85H42ZM46 86V85H45ZM101 86V85H100ZM103 86V85H102ZM101 86V87H102ZM111 86V85H110ZM124 86V85H123ZM147 86V85H146ZM145 86V87H146ZM153 86V85H152ZM160 86V85H158ZM2 87V86H0ZM6 87V85H5ZM8 87V86H7ZM28 87V86H27ZM31 87V88H30ZM36 87V86H35ZM56 87V85L54 86ZM77 87V86H76ZM109 87V86H108ZM125 87V86H124ZM141 87V86H140ZM156 86H154L155 88ZM168 87V86H167ZM229 87V86H228ZM3 88V87H2ZM10 88V87H9ZM94 88V87H91ZM96 88V85H95ZM94 88V89H95ZM104 88V87H103ZM113 88V87H112ZM120 88V87H119ZM197 88V87H196ZM220 88V87H219ZM223 88V87H222ZM221 88V89H222ZM8 89V88H7ZM11 89V88H10ZM38 89V88H37ZM46 89V88H45ZM44 89V90H45ZM56 89V88H55ZM54 89V91H55ZM63 89V88H61ZM77 89V88H76ZM142 89V87H141ZM150 89V88H149ZM177 89V88H176ZM188 89V88H187ZM220 89V90H221ZM90 90V89H89ZM104 90V89H103ZM109 90V88H108ZM137 90V89H136ZM146 91V89H144ZM153 91L155 89H152ZM186 90V89H184ZM225 90V89H224ZM57 91V90H56ZM81 91V89H80ZM94 91V90H93ZM113 91V90H112ZM116 91V90H115ZM114 91V92H115ZM123 91V90H122ZM130 91V90H129ZM144 91V92H145ZM181 91V90H180ZM194 92V90H192ZM191 91V92H192ZM223 91V90H222ZM6 92V91H5ZM8 92V91H7ZM11 92V90L9 91ZM78 92V91H77ZM99 92V91H98ZM105 92V90H104ZM109 92V91H108ZM117 92V91H116ZM126 92H128V90H126ZM140 92V91H139ZM189 92V91H188ZM82 93V92H81ZM101 93V92H100ZM107 93V91H106ZM157 93V92H156ZM170 93V92H169ZM168 93V94H169ZM183 93V92H182ZM181 93V94H182ZM55 94V92H54ZM63 94V93H62ZM96 94V93H95ZM103 94V92H102ZM114 94V93H113ZM174 94V92H173ZM176 94V91H175ZM174 94V95H175ZM46 95V94H45ZM81 95V94H80ZM99 95V93H98ZM111 95V94H109ZM131 95V94H130ZM140 95V94H139ZM177 95V94H176ZM228 95V94H227ZM2 96V94H1ZM16 96V98H15ZM88 96V95H87ZM104 96V95H103ZM108 96V95H107ZM141 96V95H140ZM171 96V95H170ZM219 96V95H218ZM226 96V95H225ZM222 96V98H228L229 96L231 97V95H229L228 97L226 96ZM13 97V98H12ZM72 97V96H71ZM70 97V98H71ZM79 97V96H78ZM82 97V96H81ZM85 97V96H84ZM83 97V98H84ZM98 97V96H96ZM139 97V96H137ZM233 97V96H232ZM231 97V98H232ZM95 98V97H94ZM104 98V97H103ZM135 98V97H134ZM142 98V97H141ZM149 97H147L148 99ZM155 98V97H154ZM162 98V97H161ZM166 98V97H165ZM180 98V97H179ZM223 98V100H224ZM5 99V98H4ZM39 99V97H38ZM91 99V98H90ZM93 99V98H92ZM144 99V98H143ZM142 99V100H143ZM151 99V98H150ZM174 99H176L174 97ZM190 99H193L190 98ZM189 99V100H190ZM220 99V98H219ZM23 100V99H22ZM35 100V99H33ZM61 100V99H59ZM81 100V99H80ZM101 100V99H100ZM163 100V99H162ZM196 100V99H195ZM194 100V101H195ZM227 100V99H225ZM146 101V99H145ZM157 101V100H156ZM160 101V100H159ZM178 101V100H177ZM207 101V100H206ZM32 102V101H31ZM59 102V101H58ZM62 102V100H61ZM60 102V103H61ZM70 102V101H69ZM94 102V101H93ZM144 102V101H143ZM150 102H154L153 100ZM149 102V103H150ZM193 102V101H192ZM229 102V101H228ZM54 103V102H53ZM71 103V102H70ZM89 103V102H88ZM96 103V102H95ZM101 103V102H100ZM104 103V102H103ZM146 103V102H145ZM161 103V102H160ZM164 103V102H163ZM171 102L169 101L168 104H170ZM10 104V103H9ZM25 104V103H24ZM65 104V103H64ZM63 104V105H64ZM147 104V103H146ZM154 104V103H153ZM159 104V103H158ZM157 104V105H158ZM172 104V103H171ZM192 104V103H191ZM190 104V105H191ZM222 104V102H221ZM8 105V104H7ZM100 105V104H99ZM98 105V106H99ZM162 105V103H161ZM175 105V104H174ZM182 105V104H181ZM203 105V104H202ZM103 106V105H102ZM138 106V105H137ZM195 106V105H194ZM101 107V106H100ZM99 107V108H100ZM147 107V106H146ZM158 107V106H157ZM165 107V106H164ZM168 107L170 108V106L168 105ZM172 107V106H171ZM174 107V106H173ZM180 107V106H179ZM186 107V106H184ZM193 107V106H192ZM189 107V108H192ZM225 107V106H224ZM232 107V106H231ZM55 108V107H54ZM57 108V107H56ZM156 108V107H155ZM167 108V106H166ZM198 108V107H196ZM209 108V107H208ZM221 108V107H220ZM52 109V108H50ZM103 109V108H102ZM142 109V107H141ZM146 109V108H145ZM144 109V110H145ZM153 109V108H152ZM176 109V108H175ZM180 109V108H179ZM223 109V108H222ZM246 109V108H245ZM244 109V110H245ZM157 109H155V113ZM182 110V109H181ZM196 110V109H195ZM232 110V109H231ZM230 110V111H231ZM243 110V112H245ZM52 112V110H50ZM105 111V110H104ZM107 111V110H106ZM142 111V110H140ZM152 111V112H154ZM219 111V110H217ZM229 111V110H228ZM9 110L6 109V107L0 102V118H3L6 113H8ZM55 112V111H54ZM100 112V111H99ZM175 112V111H174ZM181 112V111H180ZM188 112V111H187ZM186 112V113H187ZM191 112V111H190ZM194 112V111H192ZM208 112V111H207ZM221 112V111H220ZM234 112V111H233ZM248 112V111H246ZM97 113V112H96ZM161 113V112H160ZM222 113V112H221ZM250 113V112H249ZM148 114V113H147ZM154 114V113H153ZM163 114V113H162ZM171 114V113H170ZM169 114V116H170ZM180 114V113H179ZM182 114V112H181ZM180 114V116H181ZM219 114V112H218ZM234 114V113H233ZM240 114V113H239ZM248 113H246L247 115ZM9 115V114H8ZM145 115V114H144ZM149 115V114H148ZM161 115V114H160ZM159 115V116H160ZM164 115V114H163ZM194 115V116H193ZM193 118L196 121H199L201 119H205L206 118V112L203 109H200L198 111L195 112V114H193ZM211 115V114H210ZM231 115V113H230ZM235 115V114H234ZM241 115V114H240ZM147 116V115H146ZM156 116V114H155ZM191 116V114H190ZM208 116V115H207ZM229 116V113L225 114V117ZM9 117V116H8ZM7 117V118H8ZM97 117V115H96ZM152 116H150L151 118ZM161 117V116H160ZM166 117V115H165ZM173 118H175L174 116H172ZM183 117V116H182ZM211 117V116H210ZM232 117V116H231ZM5 118V117H4ZM6 118V119H7ZM163 118V117H162ZM187 118H189L187 116ZM209 118V117H208ZM207 118V119H208ZM9 119V118H8ZM147 119V118H146ZM161 119V118H160ZM171 119V118H170ZM206 119V120H207ZM5 120V119H4ZM153 120V119H152ZM164 120V119H162ZM169 120V118H168ZM187 120V119H186ZM194 120V121H195ZM232 120V119H231ZM237 120V117L236 119ZM2 121V120H1ZM123 121H126V124L131 125L130 123H132V125H136L138 128L140 127V129L138 130L139 132H137L138 137H135V139H133V141H135L134 143H129L126 142L124 139H122V143H120V145L118 147H114L116 148L114 151L112 152H105V151H98V152H89L90 149L93 147L94 144H98L100 139H102V141L106 140L107 137V133L104 136V128L107 127V129H111L114 128L115 126L121 124ZM173 121V120H172ZM178 121V119L176 120ZM180 121V119H179ZM224 121V120H223ZM226 121V120H225ZM230 121V120H229ZM244 122L247 121L246 119L243 120ZM169 122V121H168ZM166 122V123H168ZM192 122V121H190ZM205 123V121H203ZM234 122V121H233ZM243 122V123H244ZM152 123V121H151ZM150 123V124H151ZM161 126V122H158ZM174 123V122H173ZM178 123V122H177ZM181 123V122H180ZM194 123V122H193ZM202 123V122H201ZM200 123V125H201ZM203 123V124H204ZM242 123V124H243ZM176 124V123H175ZM2 125V124H1ZM124 125V124H123ZM152 125V124H151ZM154 125V124H153ZM158 124H156L157 126ZM167 125V124H166ZM184 125V124H183ZM182 125V126H183ZM125 126V125H124ZM123 128L125 129L126 127ZM150 126V125H149ZM159 126V127H160ZM164 126V125H163ZM169 126V125H168ZM171 126V125H170ZM177 126V124H176ZM180 126V125H179ZM186 126V125H185ZM184 126V127H185ZM194 126V125H193ZM196 126V125H195ZM194 126V127H195ZM3 127V126H2ZM120 127V126H118ZM128 127V126H127ZM132 127V126H129ZM135 127V128H137ZM147 127V126H146ZM155 127V126H154ZM158 127V128H159ZM165 127V126H164ZM192 127V126H191ZM190 127V128H191ZM5 128V127H4ZM122 128V127H120ZM122 128V129H123ZM135 128L133 127V129L135 130ZM151 128V127H150ZM157 128V129H158ZM162 128V127H161ZM182 128V127H181ZM6 129V128H5ZM108 129V130H109ZM115 129V128H114ZM121 129V130H122ZM123 129V130H124ZM132 129V128H131ZM132 129V130H133ZM169 129V127H168ZM4 130V129H3ZM116 132H117V127H116ZM155 130V129H154ZM186 130V128H185ZM7 131V130H6ZM110 131V130H109ZM119 131V130H118ZM149 131H151L149 129ZM153 131V130H152ZM151 131V133H152ZM156 131V130H155ZM158 131V130H157ZM161 131V130H160ZM1 132V130H0ZM114 132V130L112 131ZM126 132V130H125ZM130 132V131H129ZM134 132V131H133ZM147 132V131H146ZM121 133V132H120ZM132 133V131H131ZM1 134V133H0ZM3 134V132H2ZM68 134V136L66 138L63 137V135ZM125 134V133H124ZM136 134V133H135ZM168 134V133H167ZM9 135V134H8ZM12 135V134H11ZM111 135V134H110ZM113 135H115L113 133ZM150 135V134H149ZM10 136V135H9ZM13 136V135H12ZM124 136V135H123ZM131 136V134H130ZM220 136V135H219ZM218 136V137H219ZM4 137V136H3ZM57 137H63L61 140L63 141L62 144H64V149L65 151L62 153L63 155L61 156L62 158H58V159H54L52 157V152H48V150L50 148H54L55 144L50 145V142L53 141L54 139L56 140ZM111 137V136H110ZM127 137V136H125ZM148 137V136H147ZM166 137V135H165ZM2 138V137H1ZM6 138V137H4ZM104 138V139H103ZM112 138V137H111ZM114 138V136H113ZM116 138V137H115ZM128 138V137H127ZM154 138V137H153ZM226 138V137H224ZM11 139V138H10ZM15 139V138H14ZM53 139V140H52ZM60 139V138H59ZM119 140V136L118 138H116ZM131 139V140H132ZM165 139V138H164ZM191 139V138H190ZM217 139V138H216ZM241 139V138H239ZM245 139V138H244ZM250 139V137L248 138ZM54 140V141H55ZM111 140V139H110ZM114 140V139H113ZM185 140V139H184ZM193 140V138H192ZM205 140V139H204ZM214 140V139H213ZM218 140V139H217ZM222 140V139H221ZM2 141H4L2 139ZM59 141V140H58ZM104 141L102 142L101 145H104ZM121 141V139H120ZM155 141V140H154ZM225 143L227 142L226 140H224ZM223 141V142H224ZM230 141V140H229ZM238 141V140H237ZM243 141V140H241ZM262 141V142H261ZM112 142V141H111ZM165 142V140H164ZM163 142V143H164ZM212 142V141H211ZM220 142V141H219ZM218 142V144H219ZM233 142V140H232ZM248 142V141H247ZM254 142V141H253ZM253 142H250L253 143ZM256 142V141H255ZM3 143V142H2ZM54 143V142H53ZM4 144V143H3ZM59 144V143H58ZM110 144V143H109ZM166 144V143H165ZM179 144V143H178ZM184 144V143H183ZM227 144V143H226ZM237 144V143H236ZM241 144V143H240ZM239 144V146H240ZM247 144V143H246ZM245 144V145H246ZM257 144V143H256ZM7 145V143H6ZM46 145L49 147L48 150H46ZM106 145V144H105ZM111 145V144H110ZM113 145V144H112ZM162 145V144H161ZM168 145V144H167ZM225 145V144H224ZM232 145V144H230ZM244 145V143H243ZM244 145V148L246 147ZM255 145V144H254ZM2 146V145H1ZM9 146V145H8ZM61 146V145H59ZM166 146V145H165ZM180 146V145H179ZM182 146V145H181ZM221 146V144H220ZM237 146V145H236ZM256 146V145H255ZM57 147V146H56ZM95 147V146H94ZM99 147V146H98ZM161 147V146H160ZM171 147V146H170ZM169 147V148H170ZM6 148V147H5ZM59 149V147H57ZM97 148V147H96ZM228 148V147H227ZM235 148V147H234ZM242 148V147H241ZM248 148V146H247ZM99 149V148H98ZM225 149V148H224ZM223 149V150H224ZM237 149V148H235ZM239 149V148H238ZM2 150V148H1ZM107 150V149H106ZM109 150V149H108ZM113 150V149H112ZM222 150V152H223ZM226 150V149H225ZM233 150V149H232ZM243 150V149H242ZM4 151V150H2ZM47 151V153H46ZM92 151V150H91ZM97 151V150H96ZM219 151V150H218ZM221 151V150H220ZM167 152V151H165ZM251 152V151H250ZM58 153V152H57ZM179 154V153H177ZM196 155V154H195ZM194 155V156H195ZM248 155V154H247ZM2 156V155H1ZM54 156V155H53ZM172 156V155H171ZM180 156V155H179ZM246 156V155H244ZM199 157V156H198ZM192 158V157H191ZM174 159V158H173ZM165 160V159H164ZM163 160V162H164ZM190 160V159H189ZM188 160V161H189ZM194 160V159H192ZM198 160V159H197ZM169 161V160H168ZM244 162V161H242ZM238 164V163H236ZM240 164V163H239ZM248 164V163H247ZM7 165V166H6ZM159 165V164H158ZM200 165V164H199ZM199 165H197L199 167ZM9 166V167H8ZM11 166V167H10ZM191 166V167H190ZM233 166V165H232ZM236 166V165H235ZM239 166V165H237ZM244 166V165H243ZM148 167V166H146ZM245 167V166H244ZM250 168V166H248ZM258 167H260V171L259 173H257V169ZM150 168V167H149ZM245 169L247 170V166L245 167ZM148 170V169H147ZM225 170V168H224ZM223 171V170H222ZM244 171V170H242ZM242 171H240L242 173ZM250 171V170H249ZM248 172V171H246ZM155 173V172H154ZM225 173V172H224ZM234 173V172H233ZM239 174V172L237 171L236 174ZM222 174V173H221ZM220 177H217L216 181H213V185H211V188H214L216 186H219L221 188L222 193H226V192H233V196L232 197H236L238 196L242 189H243V182L241 181H225L226 179L221 175ZM227 174V173H226ZM217 175V174H216ZM225 175V174H224ZM229 175V174H228ZM231 175L233 176V174H230L229 176L231 177ZM153 176V175H152ZM197 176V175H195ZM264 176V175H263ZM261 178V177H260ZM232 179V177H231ZM152 180V181H149ZM262 181V180H261ZM261 181H258L257 184V189L255 188L254 190H252V194L253 196L256 195H264V191L261 189ZM102 182V183H99ZM151 182V185L154 187L155 189V194L153 196H149V195H145L144 192V188L146 187V185ZM254 182V181H253ZM252 182V183H253ZM183 183V182H182ZM263 183V182H262ZM103 184V185H102ZM245 185V184H244ZM101 186V189L100 187ZM145 186V187H144ZM100 190H102L100 192ZM181 192V191H180ZM194 193V192H193ZM251 193V192H250ZM10 195V196H12ZM5 196V195H4ZM2 197V196H1ZM7 197V196H6ZM14 197V196H13ZM192 197V196H191ZM13 198V199H16ZM137 199V200H138ZM190 199V198H188ZM234 199V198H233ZM3 200V199H2ZM183 200V199H182ZM9 201V200H8ZM134 201V200H133ZM139 201V200H138ZM233 201V200H232ZM15 202V201H14ZM130 202V201H129ZM125 204V202H123ZM131 203V202H130ZM117 204H120L117 208ZM123 204V205H124ZM127 205V204H126ZM164 205V203H163ZM131 209L130 211L132 212V215L136 216V219H138L139 217L142 216V214L145 213V215L147 216L148 220L153 221V218L155 217V215H157V211L152 209V208H143L142 205L135 203V204H131ZM129 206V207H130ZM252 206V205H251ZM128 207V206H127ZM128 207V209H129ZM149 207V206H147ZM164 207V206H163ZM126 208V207H125ZM124 208V209H125ZM121 209V210H124ZM237 211V210H236ZM262 212L264 210H261ZM4 212V211H3ZM1 212L0 216L3 217L6 221V216L5 214ZM124 212V211H123ZM128 212V210H127ZM259 213L257 218H253L247 221H244L243 219L241 221H236L234 223H228L227 224V228L228 231H226L227 233H225L224 235H220L218 236L217 234H215V230L208 228V229H204L203 226L198 225L196 223H191V222H182V218H176L175 219V227L174 230H172L171 232H169L168 237L164 238L165 239V243L162 242L160 244V246L162 247L161 249H164V253H160L157 254V252H153L149 251L150 254L152 253V259H154L153 261L157 264H174L175 259L178 261V258L176 257L177 255H175V257H173L174 255H172V252L176 249L179 250H183L181 251L180 254L183 255V258H185V253L187 251L193 250V249H199L201 251V253L195 254L193 253L192 256L194 257H200L202 256H206L209 254H212L213 251H220L223 248L227 249V251L229 252V250H238L240 251V253L244 254V257H248V255L250 253H253L254 250V243L256 242V240L259 239L260 236H264V213ZM98 213V214H99ZM120 213V212H119ZM130 213V212H129ZM7 214V213H6ZM87 214V213H86ZM97 214V215H98ZM102 214V213H100ZM124 214V213H123ZM122 214V215H123ZM127 214V213H126ZM131 214V213H130ZM149 214V215H148ZM96 215V213H95ZM159 215V214H158ZM11 217V216H10ZM84 217V216H83ZM90 217V215H89ZM157 217V216H156ZM155 217V218H156ZM187 217V216H186ZM226 215H223V217H221L222 219L226 218ZM239 217V216H238ZM9 218V217H8ZM7 218V219H8ZM143 218V216H142ZM12 220V219H11ZM10 220V223H11ZM14 220V219H13ZM117 220V219H116ZM144 220V219H143ZM16 221V220H15ZM150 221V222H152ZM165 221V220H164ZM216 221V220H215ZM2 222V221H1ZM14 222V221H12ZM18 222V221H17ZM146 222V221H145ZM15 223V222H14ZM90 223V222H89ZM92 223V222H91ZM97 223V222H96ZM108 223V220H107ZM112 223V222H110ZM135 223V222H134ZM148 223V222H146ZM156 222H154L155 224ZM218 223V222H217ZM17 224V223H16ZM20 224V223H19ZM84 224V223H83ZM98 224V223H97ZM101 224V223H100ZM99 224V226H100ZM109 224V223H108ZM106 224V225H108ZM113 224H115L113 222ZM136 224V223H135ZM139 224V223H138ZM149 224V223H148ZM168 224V223H167ZM8 225V224H7ZM12 225V224H10ZM90 225V224H89ZM93 225V223H92ZM120 225V224H119ZM132 225V224H131ZM153 225V224H151ZM18 226V225H17ZM20 226V225H19ZM18 226V227H19ZM102 226V225H101ZM129 226V231L128 233L130 234V236L132 237L133 234L131 235V233L134 231V228H136L134 226ZM148 226V225H147ZM159 226V225H158ZM177 226H179V228H177ZM9 226H3V231L5 232V230L8 229ZM91 227V226H88ZM94 229V226H92ZM98 227V226H97ZM152 227V226H151ZM150 227V228H151ZM164 227V226H163ZM209 227V226H208ZM7 228V229H6ZM22 227H20L21 229ZM85 228V227H84ZM100 228V227H99ZM108 228V227H107ZM147 228V227H146ZM145 228V229H146ZM82 229V228H81ZM91 229V228H90ZM91 229V231H92ZM101 229V228H100ZM99 229V230H100ZM103 229V228H102ZM106 229V228H104ZM127 229V230H128ZM137 229V228H136ZM49 230V229H48ZM95 230V229H94ZM96 230H98L96 228ZM150 230V229H148ZM20 231V230H19ZM24 231V230H23ZM52 231V230H51ZM55 231V229H54ZM86 231V228H85ZM84 231V232H85ZM126 231V230H125ZM162 231V230H161ZM225 231V230H224ZM22 232V231H21ZM48 232V231H47ZM83 232V231H82ZM87 232H89L87 230ZM99 232V231H98ZM137 232V231H136ZM143 232V231H142ZM145 232V231H144ZM2 233V232H1ZM9 233V232H7ZM80 233V232H77ZM141 233V232H140ZM161 233V232H160ZM163 233V232H162ZM161 233V234H162ZM3 234V233H2ZM2 234H0L2 236ZM6 234V233H4ZM21 234V233H19ZM65 234V233H64ZM67 234V233H66ZM94 234V233H93ZM138 234V232H137ZM25 235V234H23ZM78 235V234H77ZM95 235V234H94ZM157 235V234H156ZM8 236V235H7ZM21 236V235H20ZM26 236H28L26 234ZM86 236V235H85ZM90 236V235H89ZM137 236V235H136ZM6 237V235H5ZM25 237V236H24ZM81 237V235H80ZM135 237V236H134ZM3 238V236H2ZM8 238V237H7ZM9 239V238H8ZM7 239V240H8ZM20 239V238H19ZM25 239V238H24ZM29 239V238H28ZM44 239V238H43ZM42 239V240H43ZM125 239V238H124ZM123 239V240H124ZM137 239V237H136ZM136 239H134L136 241ZM262 239V238H261ZM3 240V239H2ZM5 240V239H4ZM3 240V241H4ZM15 240V239H14ZM23 240V238L20 240V242H17V245L15 243V247L16 248V252L14 254H12L7 262V264H91V258L92 257H100L102 256L103 252L101 247L98 246H78V247H68V246H61V247H51V246H46L43 245L41 247H36L31 245V243L33 242H29V243H24L21 242ZM32 240V238H31ZM30 240V241H31ZM133 240V241H134ZM139 240V239H138ZM137 240V242H139ZM29 241V240H27ZM132 241V240H131ZM263 241V240H261ZM41 242V241H39ZM126 242V241H125ZM129 242V241H128ZM2 243V242H1ZM4 243H6L4 241ZM38 243V242H37ZM34 244V243H33ZM36 244V243H35ZM118 244V243H117ZM132 244V242L130 243ZM129 243L125 244V243H121L119 245H115L113 247V249H120L121 251H123V258L121 263L122 264H149L150 261H148L147 259H145L142 255V257L140 258V255L135 251L136 249L134 247H132ZM261 244V243H260ZM259 244V248L262 246L264 247V241L262 242V244ZM4 245V244H3ZM101 245V244H100ZM1 246V244H0ZM159 246V244H158ZM5 247V246H3ZM7 243H6V249L7 248ZM137 248V247H136ZM156 248V247H155ZM258 248V249H259ZM4 249V248H3ZM93 249H99L97 252H95ZM135 249V250H134ZM141 249V248H140ZM255 250L256 247L254 248ZM263 249V248H262ZM49 250V251H48ZM143 250V249H141ZM253 250V252H252ZM264 251V250H263ZM7 252V251H6ZM118 252V251H117ZM141 252V251H140ZM194 252V251H193ZM12 253V252H11ZM116 253V252H114ZM122 253V252H121ZM159 253V252H158ZM192 253V252H191ZM189 253V254H191ZM227 253V252H226ZM237 254V252H235ZM239 253V252H238ZM255 253H257L255 251ZM5 254V253H4ZM95 254V255H93ZM142 254V253H140ZM188 254V253H187ZM234 254V253H233ZM235 254V255H236ZM254 254V253H253ZM119 255V254H118ZM145 255V254H144ZM179 255V254H178ZM182 255H180L182 257ZM238 255V254H237ZM240 255V254H239ZM238 255V256H239ZM264 255V254H262ZM114 256V255H113ZM189 256V255H188ZM191 256V257H192ZM201 256V257H202ZM187 257V256H186ZM190 257V258H191ZM194 257V258H195ZM225 257V256H224ZM242 257V256H240ZM243 257V258H244ZM264 257V256H263ZM4 258V257H3ZM114 258H116L114 256ZM140 258V259H139ZM216 258V257H215ZM214 258V259H215ZM220 258V257H218ZM237 258V257H236ZM186 260H188L187 258H185ZM185 259L184 262H185ZM193 259V258H192ZM207 259V258H206ZM217 259V258H216ZM232 259V257H231ZM238 259V258H237ZM151 260V259H150ZM209 260V259H207ZM239 260V259H238ZM261 260V258H260ZM2 261V260H1ZM95 261H100V259L98 258ZM115 261V260H114ZM181 260L179 259V262ZM200 261V259H196V263L199 264L198 262ZM212 261V260H211ZM222 261V260H221ZM233 261V260H232ZM231 261V262H232ZM264 261V259H263ZM153 262V263H154ZM217 262V261H216ZM234 262V261H233ZM232 262V263H233ZM236 262V261H235ZM244 262V261H243ZM259 262V260H258ZM257 262V263H258ZM152 263V264H153ZM186 263V262H185ZM209 263V262H208ZM238 263V262H237ZM236 263V264H237ZM246 263V262H245ZM256 263V262H255ZM256 263V264H257ZM98 264V263H97ZM187 264V263H186ZM188 264H194V262H190ZM201 264V263H200ZM214 264V263H213ZM235 264V263H234ZM242 264V263H241ZM249 264V263H247ZM261 264V263H260Z\"/></svg>",
  "mask_w": 264,
  "mask_h": 264
}]
</instances>
